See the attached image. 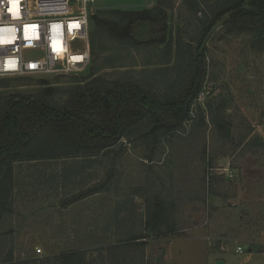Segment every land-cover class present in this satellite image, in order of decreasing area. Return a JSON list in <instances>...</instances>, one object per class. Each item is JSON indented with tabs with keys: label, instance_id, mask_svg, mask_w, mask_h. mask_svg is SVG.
I'll list each match as a JSON object with an SVG mask.
<instances>
[{
	"label": "rangeland",
	"instance_id": "rangeland-1",
	"mask_svg": "<svg viewBox=\"0 0 264 264\" xmlns=\"http://www.w3.org/2000/svg\"><path fill=\"white\" fill-rule=\"evenodd\" d=\"M215 1L160 0L167 7L172 37L180 32L185 43L196 46L210 18L207 5ZM158 4L104 0L96 2L92 12L115 19L117 11L138 12ZM148 24L142 26L143 41L153 27ZM93 30L90 21L89 37ZM204 52L205 78L191 120L161 138L153 155L132 136L116 146L115 152L123 148L124 153L114 165L109 156L80 174L71 171L79 168L80 160L17 167L20 186L30 180L41 189L32 188L39 191L32 196L19 189L20 215L0 228V264L9 252L16 261L70 251H84L92 264H114V250L105 252L104 247L133 235L146 240L135 249L126 247L134 257L141 254L139 264H217L214 261L225 255L241 261L249 253L255 254L254 262L246 264H264V43L252 34H225L221 20L204 40ZM159 55L155 47L133 51L103 37L96 41V55H91L86 71L75 77L93 75L91 79L112 82L121 72L134 71L131 75L154 83L163 97L180 72L153 75V69H163ZM72 77L46 80L63 89L75 85ZM38 83L34 77L6 78L0 80V93L29 94ZM83 179V189L106 179L109 191L59 211L50 207L53 196L54 203L75 197ZM10 227L17 231L7 230ZM37 227L42 230L31 232ZM238 247L241 253H236Z\"/></svg>",
	"mask_w": 264,
	"mask_h": 264
},
{
	"label": "trees",
	"instance_id": "trees-1",
	"mask_svg": "<svg viewBox=\"0 0 264 264\" xmlns=\"http://www.w3.org/2000/svg\"><path fill=\"white\" fill-rule=\"evenodd\" d=\"M207 6L210 18L194 47L184 42L180 32L172 37V31L167 28V7L160 0L153 9L117 11L113 14L115 19L99 18L94 14L90 17L94 23L89 37L91 55H96V41L105 37L133 51L159 49L162 57L159 66L163 69H153V75L163 70L180 72L179 78L167 84L163 97L155 91L154 83L148 84L131 75L134 71L121 72L122 77L112 82L102 77L91 79L93 75L74 76L75 85L63 89L50 85L46 78H38L37 89L29 94L20 91L0 93V228L10 217L20 215L16 208L19 189L23 188L26 196L39 192L32 190L36 185L32 187L30 180L26 187L20 186L15 177L19 165L80 160L79 168H71L73 173L80 174L99 163L101 157L112 156L114 165L124 153L123 148L115 152L123 139L130 140L134 136L133 141H141L140 145L153 155L161 138L180 131L191 120L192 107L203 88L204 40L221 20L225 34H252L264 43V0H216ZM145 23L153 27L143 41L141 32ZM154 26L160 31L159 35L154 34L157 31ZM176 62L178 66H175ZM112 178L111 174L109 179ZM78 183L82 189L75 197L65 203H54L53 196L54 205L50 207L59 211L69 204L109 191L105 189L109 184L106 179L86 189H83L84 179ZM7 230L17 231L12 227ZM33 230L42 229L37 227L31 232ZM142 238L137 235L124 238V243L121 241L113 247L107 245L104 251L114 250L111 255L114 264H139L141 254L134 257L126 247L142 246L136 242ZM85 255L84 251H70L48 253L43 258L28 255L14 261L9 252L1 264H92Z\"/></svg>",
	"mask_w": 264,
	"mask_h": 264
},
{
	"label": "built area",
	"instance_id": "built-area-1",
	"mask_svg": "<svg viewBox=\"0 0 264 264\" xmlns=\"http://www.w3.org/2000/svg\"><path fill=\"white\" fill-rule=\"evenodd\" d=\"M98 1L104 0H0V78L86 71L89 22Z\"/></svg>",
	"mask_w": 264,
	"mask_h": 264
},
{
	"label": "crops",
	"instance_id": "crops-1",
	"mask_svg": "<svg viewBox=\"0 0 264 264\" xmlns=\"http://www.w3.org/2000/svg\"><path fill=\"white\" fill-rule=\"evenodd\" d=\"M112 207V206H111ZM136 242H146V240H145V238H142L141 240H137ZM257 255V254H256ZM253 256V257H252ZM255 256V254L254 253H249L248 255H247V257L246 258H244V259H240L241 261H235V258L234 257H232V256H229V255H225V259H223V260H216V261H214V262H216L217 264H246V263H248L250 260H251V262L253 261V258H255L254 257ZM260 256H264V253H261V255ZM254 262V261H253Z\"/></svg>",
	"mask_w": 264,
	"mask_h": 264
}]
</instances>
